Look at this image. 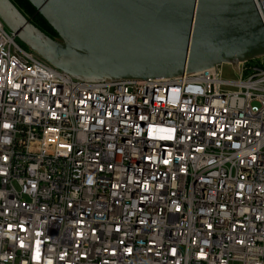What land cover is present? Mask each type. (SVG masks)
Returning a JSON list of instances; mask_svg holds the SVG:
<instances>
[{"label": "built area", "instance_id": "2783aa9c", "mask_svg": "<svg viewBox=\"0 0 264 264\" xmlns=\"http://www.w3.org/2000/svg\"><path fill=\"white\" fill-rule=\"evenodd\" d=\"M237 70L78 81L0 20V264H264V61Z\"/></svg>", "mask_w": 264, "mask_h": 264}, {"label": "water", "instance_id": "95a60500", "mask_svg": "<svg viewBox=\"0 0 264 264\" xmlns=\"http://www.w3.org/2000/svg\"><path fill=\"white\" fill-rule=\"evenodd\" d=\"M53 40L10 0L0 20L52 68L89 83L177 78L264 57V0H27ZM263 19L261 18V15Z\"/></svg>", "mask_w": 264, "mask_h": 264}, {"label": "trees", "instance_id": "16d2710c", "mask_svg": "<svg viewBox=\"0 0 264 264\" xmlns=\"http://www.w3.org/2000/svg\"><path fill=\"white\" fill-rule=\"evenodd\" d=\"M14 6L26 17L32 25L38 28L45 35L53 40L58 39L56 33L52 28L45 22V20L36 13V10L27 0H10ZM23 48H26L20 43Z\"/></svg>", "mask_w": 264, "mask_h": 264}, {"label": "rangeland", "instance_id": "374dc122", "mask_svg": "<svg viewBox=\"0 0 264 264\" xmlns=\"http://www.w3.org/2000/svg\"><path fill=\"white\" fill-rule=\"evenodd\" d=\"M262 61H264V57L258 60H253L251 62H249L252 65H259ZM222 78L224 80H236L238 77L237 75L234 73V71L231 69L230 66L228 65H222ZM252 107H256V104H252Z\"/></svg>", "mask_w": 264, "mask_h": 264}, {"label": "snow or ice", "instance_id": "6c2138e0", "mask_svg": "<svg viewBox=\"0 0 264 264\" xmlns=\"http://www.w3.org/2000/svg\"><path fill=\"white\" fill-rule=\"evenodd\" d=\"M5 127H7V125H5Z\"/></svg>", "mask_w": 264, "mask_h": 264}]
</instances>
